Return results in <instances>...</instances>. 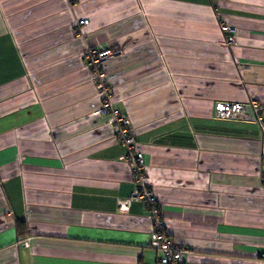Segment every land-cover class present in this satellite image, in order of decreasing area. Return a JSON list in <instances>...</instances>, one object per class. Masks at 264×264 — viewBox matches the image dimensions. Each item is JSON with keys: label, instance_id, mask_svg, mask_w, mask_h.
I'll return each instance as SVG.
<instances>
[{"label": "crops", "instance_id": "crops-1", "mask_svg": "<svg viewBox=\"0 0 264 264\" xmlns=\"http://www.w3.org/2000/svg\"><path fill=\"white\" fill-rule=\"evenodd\" d=\"M88 46L182 264H264V0H0V264H159Z\"/></svg>", "mask_w": 264, "mask_h": 264}, {"label": "built area", "instance_id": "built-area-1", "mask_svg": "<svg viewBox=\"0 0 264 264\" xmlns=\"http://www.w3.org/2000/svg\"><path fill=\"white\" fill-rule=\"evenodd\" d=\"M87 23V19H79L77 27ZM222 30L225 32V43L233 45L236 43L234 28L222 24ZM119 51L115 49H99L94 46H88L84 51L85 64L92 74V81L100 95V109L103 112L112 114L111 122L115 126V140L125 146L126 153L122 159L128 163L131 168L133 182L135 184L133 192L128 198H120L117 204L120 210H127L131 200H140L147 204L151 210L152 231L149 237V245L158 254L159 264H182L183 257L189 252V249L180 243L172 240L164 225L163 216L156 203V196L152 188L144 180V160L143 154L136 148V140L133 137L129 127L128 120L124 114H121L113 108L110 99L108 83L104 78L102 63L107 58L116 55ZM213 115L219 119L241 118L260 123L262 121L259 114V103L256 100L246 102L239 101H221L216 102L213 107ZM22 246H27L28 237L21 240ZM264 259V253L260 254Z\"/></svg>", "mask_w": 264, "mask_h": 264}, {"label": "trees", "instance_id": "trees-1", "mask_svg": "<svg viewBox=\"0 0 264 264\" xmlns=\"http://www.w3.org/2000/svg\"><path fill=\"white\" fill-rule=\"evenodd\" d=\"M263 181H264V180H263ZM23 229H24V224H23L22 222H18V223L16 224V230H17V232L20 234V233L23 232Z\"/></svg>", "mask_w": 264, "mask_h": 264}, {"label": "rangeland", "instance_id": "rangeland-1", "mask_svg": "<svg viewBox=\"0 0 264 264\" xmlns=\"http://www.w3.org/2000/svg\"><path fill=\"white\" fill-rule=\"evenodd\" d=\"M108 86H109V84H107ZM108 92H110V87H109V90H108ZM110 99H111V92H110Z\"/></svg>", "mask_w": 264, "mask_h": 264}]
</instances>
